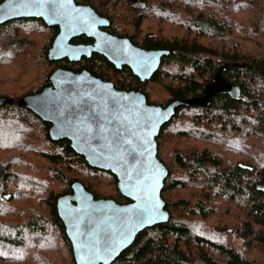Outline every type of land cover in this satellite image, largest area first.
Masks as SVG:
<instances>
[{
	"label": "trees",
	"instance_id": "16d2710c",
	"mask_svg": "<svg viewBox=\"0 0 264 264\" xmlns=\"http://www.w3.org/2000/svg\"><path fill=\"white\" fill-rule=\"evenodd\" d=\"M75 1L108 19L110 34L170 55L143 84L98 54L51 62L59 28L43 20L0 26V97L13 101L0 108V264H76L57 211L74 182L95 199L129 202L112 173L91 168L69 141H52L51 124L18 106L20 99L41 92L62 68L103 81L116 76L118 89L141 91L149 104L166 107L204 96L224 66L222 76L240 88V99L219 95L207 107H180L162 128L158 158L169 172L162 197L171 219L140 233L113 264H264V0H139L147 4L141 11L132 0ZM170 26L177 32L165 33ZM231 39L229 47L213 45ZM152 88L164 91L163 100ZM178 189L193 192L194 205L166 198ZM214 216L223 218L219 225L209 224Z\"/></svg>",
	"mask_w": 264,
	"mask_h": 264
},
{
	"label": "water",
	"instance_id": "95a60500",
	"mask_svg": "<svg viewBox=\"0 0 264 264\" xmlns=\"http://www.w3.org/2000/svg\"><path fill=\"white\" fill-rule=\"evenodd\" d=\"M129 4L139 11L147 7L139 0ZM19 19H40L48 27L59 28L48 53L51 62L67 59L77 63L98 54L118 70L128 67L143 84L170 55L110 34L108 19L75 0H5L0 4V26ZM81 37L93 42L73 43ZM226 68L217 71L204 96L176 100L166 107L151 105L141 91L120 90L88 71L62 68L53 71L49 86L17 102L51 124L52 141H69L91 168L112 173L121 195L129 200L120 204L95 199L80 182L72 184V193L57 200L76 264H113L140 233L170 221L162 197L169 172L158 158L157 138L180 107H207L219 95L240 99V88L222 76ZM12 102L0 97V108Z\"/></svg>",
	"mask_w": 264,
	"mask_h": 264
},
{
	"label": "rangeland",
	"instance_id": "374dc122",
	"mask_svg": "<svg viewBox=\"0 0 264 264\" xmlns=\"http://www.w3.org/2000/svg\"><path fill=\"white\" fill-rule=\"evenodd\" d=\"M150 26H155L153 24H148ZM129 27H131V25H128ZM150 26H148V28L145 26V31L149 32L151 31V28ZM167 29H164V32L165 33H170V32H177L176 30H178L177 27H173V26H170V27H165ZM232 42V39L228 42V44H219V43H216L213 45H219V47H229L230 44ZM247 47H252V48H255V49H251V50H254V51H259L261 50V46H259L258 44H253V43H245ZM259 46V47H258ZM257 47V48H256ZM113 82H118L116 76H112L111 78ZM146 83V82H145ZM117 88V87H116ZM157 88V87H156ZM156 88H152L151 90H153V93L152 95H157L160 99L163 100V97H164V91L162 90H158ZM149 89V88H148ZM37 135H41V132L40 130L38 129L37 130ZM179 175H182V173H179ZM184 177V176H182ZM102 185V184H101ZM103 186V185H102ZM104 187V186H103ZM106 190H107V194H110V188H107V187H104ZM166 198L169 200V201H174V200H177V199H188L190 201V206L194 205L195 201L197 200V197L196 195L193 193V192H189V191H186V190H182V189H178L176 190L175 192H173L171 195H169V193L166 195ZM219 201H216L214 203L218 204ZM177 214H181L179 212H177ZM184 214V213H182ZM221 216H214L212 217L210 220H209V224L210 225H219L220 221H221ZM223 219V218H222Z\"/></svg>",
	"mask_w": 264,
	"mask_h": 264
},
{
	"label": "flooded vegetation",
	"instance_id": "af4514ba",
	"mask_svg": "<svg viewBox=\"0 0 264 264\" xmlns=\"http://www.w3.org/2000/svg\"><path fill=\"white\" fill-rule=\"evenodd\" d=\"M92 42H93V41H92ZM90 59H91V58H90ZM114 67H115V66H114ZM115 68H116V67H115ZM123 68H124V67H123ZM123 68H122V69H123ZM122 69H121V70H122ZM117 70H118V69H117ZM97 78H98V77H97ZM108 82H111V83H113L114 85L117 84V82H113V81H108Z\"/></svg>",
	"mask_w": 264,
	"mask_h": 264
}]
</instances>
